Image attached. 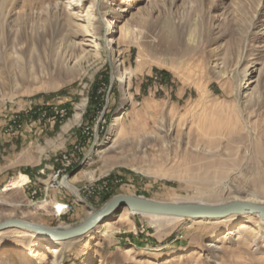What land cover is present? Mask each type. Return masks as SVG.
I'll return each instance as SVG.
<instances>
[{
  "label": "rangeland",
  "instance_id": "1",
  "mask_svg": "<svg viewBox=\"0 0 264 264\" xmlns=\"http://www.w3.org/2000/svg\"><path fill=\"white\" fill-rule=\"evenodd\" d=\"M26 1L17 0L12 19L21 17L32 28L30 34L40 36L37 51L60 47L70 30L89 29L86 13L96 24L97 3L109 9L106 21L113 29H101L99 57L84 64V75L68 81L38 73L9 81L3 73L6 57L0 56V222L72 227L118 195L217 206L236 197L264 196L255 186V179L264 181V157L255 155L247 142V166L228 189L212 196L199 195L192 184L137 171L157 165L160 144L151 134L164 133L178 121L186 127L184 133H194L207 125L202 119L216 108L233 118L244 107V121L252 122L264 149V0H83L72 17L64 0L51 1L60 8L55 15H26L32 4ZM169 32L176 43L166 50L157 37ZM119 64L135 71L125 104ZM50 83L56 84L52 90L47 89ZM241 88L244 94L237 93ZM83 102L80 122L63 131ZM64 157L70 160L67 168ZM63 169L59 186L51 187V175ZM20 174L29 183L6 190ZM63 180L71 181L75 193L61 185ZM183 198L194 200H179ZM41 203L46 209L34 214ZM62 204L68 209L57 212ZM219 227L183 218L167 224L124 208L84 238L85 249L77 254L62 244L69 241L38 236L30 243L38 264L53 259L60 264H264V241L253 248L247 232L246 241L242 235L227 238L225 231L213 237ZM20 231L25 230L0 231V257L13 258L14 247L27 240Z\"/></svg>",
  "mask_w": 264,
  "mask_h": 264
},
{
  "label": "bare ground",
  "instance_id": "2",
  "mask_svg": "<svg viewBox=\"0 0 264 264\" xmlns=\"http://www.w3.org/2000/svg\"><path fill=\"white\" fill-rule=\"evenodd\" d=\"M47 1L49 2L47 3L46 0H27V3L32 2V4H30V8L25 9V14L27 15L28 12L33 14L35 12L36 14L55 15L59 12L60 8L56 2L52 3V0ZM82 1L83 0H64L63 5L65 9L71 13L72 17L73 11L78 8V5H80ZM93 2L97 3V0H93ZM16 3L17 0H0V56L3 54L4 57H6L5 59L7 62L4 64L5 70L3 73H5V77L9 81L17 77L24 79L27 78L29 74L32 75L33 73H38V75L41 74L42 76L46 75L50 79L56 75L58 77H63L64 81L82 76L86 72L84 64L92 57H99L100 46L98 43L101 37V29L105 27L107 32L113 29L112 23L106 21L109 9L99 6L97 3L95 9V15H97L96 24L91 22L88 13H86L84 21L88 24L89 29L84 28L82 33L78 30H70L68 39L60 47L54 48L50 46L42 51H37V47L39 48L37 45L39 41H37V39H40V36L30 34V31H33L32 28L29 29L27 22L21 17L18 16L12 19L14 15L12 13L15 10ZM27 3L24 4L29 5ZM68 20L70 21V16ZM90 30H92V32H90ZM32 43H36V45L33 46ZM175 43V36L170 32L162 33L157 37V44L166 50H169ZM107 46L112 48L111 42L107 43ZM33 47L35 48L33 49ZM111 56L116 57V52L111 50ZM137 63L140 65L141 60L138 59ZM117 66L120 67L117 71L119 72L121 82L122 101L123 104H125L130 100L128 89L130 87V80L135 71L131 68L122 67L123 64ZM219 74L217 73V75ZM224 76V74L219 75L221 79H224ZM55 87L56 84L50 83L47 89L52 90ZM245 88L237 90V93L244 94ZM84 107V102L78 105L73 120L63 128V131H67L70 127L80 122ZM234 116L235 117L230 118V116L222 113L221 109L216 108L211 114H208L202 119V122L207 125L198 128L194 133H184L186 127L178 121L177 124L171 123L168 130L164 133L161 131L151 134L149 137L157 144H160L159 150H161V154L156 162L157 165H149L144 168L138 167L137 171L145 175H157L168 180H176L186 184V186L192 184L195 186L199 195L208 194L212 196V194L216 192L228 189V187L234 183L237 175L241 173L243 165L244 168L247 166V163H244V154L247 153V149L244 146L245 142L249 144L251 151L253 149L256 150V154L254 153L255 155H259L261 158L264 157L263 146L256 140V133L252 129V122L244 121V107L242 110L236 109V114ZM118 120V118L113 120L111 124V126L114 127L113 129L117 126ZM160 162L165 166H171L170 168L164 169L165 167L162 168ZM123 163L124 162H116L114 165L122 164L133 167L128 162ZM70 182L71 181L63 180L61 185L68 187L69 190L75 193V189L71 187ZM27 183H29L28 177L20 174L17 178L9 182L6 190L15 191ZM255 186L258 187L260 192L264 193L263 180L255 179ZM179 200L193 201L194 199L183 198ZM233 200L255 205H264V196H255L252 198L236 197ZM34 209L35 211L33 213L36 214V211L45 210L46 206L44 203H41L36 205ZM64 209L65 207L60 209V207L57 206L56 211H63ZM90 214L92 213L90 212ZM147 216H150L155 221H162L167 224L181 219L172 216ZM249 216H253V218ZM192 220H202L212 224L219 223L220 227L216 229L213 237L220 234L219 231H225L227 233V238L242 235V238L246 241L247 239L244 233L247 232L251 235V239H253L251 246L253 248L264 241V238H262L264 235V218H260L257 215L234 213L223 218H200ZM104 221H106V219ZM97 226L81 235V237L79 236V239L78 237L77 239L70 238L59 242L69 241L62 244H65L70 251L77 254L85 249L81 244L82 240L96 234ZM68 228L71 227L61 229ZM17 234L19 236H25L27 240L19 242V244L14 247L12 250L13 258L5 259L4 256L0 257V264H38L37 260L39 256H34L32 254V245L30 243V239L33 238L36 240L38 235L29 231L27 232V230L20 231ZM260 238L262 239L260 240ZM73 240H75L74 243H72ZM169 254L171 256L174 252ZM60 261V259H53L50 264H60Z\"/></svg>",
  "mask_w": 264,
  "mask_h": 264
},
{
  "label": "water",
  "instance_id": "3",
  "mask_svg": "<svg viewBox=\"0 0 264 264\" xmlns=\"http://www.w3.org/2000/svg\"><path fill=\"white\" fill-rule=\"evenodd\" d=\"M124 208L136 214L172 216L183 219L223 218L234 213L257 215L264 218V205L247 202L234 201L218 206H208L199 203H160L134 196L118 195L111 198L99 211H96L84 222L68 229L46 227L20 219H9L0 222V231L8 229L27 230L47 241H65L70 238H77L92 230L105 219Z\"/></svg>",
  "mask_w": 264,
  "mask_h": 264
},
{
  "label": "built area",
  "instance_id": "4",
  "mask_svg": "<svg viewBox=\"0 0 264 264\" xmlns=\"http://www.w3.org/2000/svg\"><path fill=\"white\" fill-rule=\"evenodd\" d=\"M64 159H65V160H64V161H65V164L63 165V167H64V168H67L68 166L71 165V164L69 163L70 160H69L68 158H66V157H64ZM67 159H68V160H67ZM64 170H65V169H63V170H56L55 173H53V174L51 175V178H50V183H51L50 186H51V187L59 186V185H58V184H59L58 179H59L61 173H62ZM54 182H56L57 185H54ZM86 190H88V187L86 188ZM91 190H92V189H91ZM58 207H60V209H62L63 207H65L64 212L68 209V206L65 205V204L59 205Z\"/></svg>",
  "mask_w": 264,
  "mask_h": 264
},
{
  "label": "trees",
  "instance_id": "5",
  "mask_svg": "<svg viewBox=\"0 0 264 264\" xmlns=\"http://www.w3.org/2000/svg\"><path fill=\"white\" fill-rule=\"evenodd\" d=\"M92 99H93V98H91L90 100H92ZM95 100H96V99H95ZM97 108H98V107H97ZM57 128H58V126H57ZM25 171H26V170H25ZM26 172H27V171H26ZM26 172H25V173H26Z\"/></svg>",
  "mask_w": 264,
  "mask_h": 264
}]
</instances>
